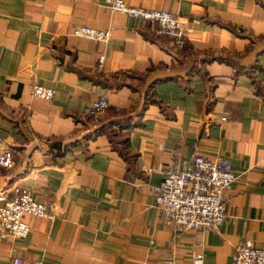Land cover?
Here are the masks:
<instances>
[{"label": "crops", "instance_id": "crops-1", "mask_svg": "<svg viewBox=\"0 0 264 264\" xmlns=\"http://www.w3.org/2000/svg\"><path fill=\"white\" fill-rule=\"evenodd\" d=\"M123 1L174 13L185 47L108 0H0V134L15 151L0 191L55 205L26 216V237L0 239V264H233L238 243L264 248V0ZM100 95L96 123L85 108ZM196 153L230 159L236 179L226 221L183 232L153 187Z\"/></svg>", "mask_w": 264, "mask_h": 264}, {"label": "built area", "instance_id": "built-area-1", "mask_svg": "<svg viewBox=\"0 0 264 264\" xmlns=\"http://www.w3.org/2000/svg\"><path fill=\"white\" fill-rule=\"evenodd\" d=\"M109 7L117 12L145 23H156L160 33L171 39L174 47L186 45L185 30L178 17L167 10L132 6L123 0H108ZM74 34L96 41H107L111 31L86 25L77 26ZM105 54L98 58V68L105 64ZM56 89L35 83L32 95L50 101L56 96ZM109 108L105 95L85 108V114L98 123ZM226 120V118H222ZM15 165V151L4 145L0 134V173L2 169H12ZM236 176L230 159H208L196 153L189 164L181 168L174 166L166 170L165 178L160 185L153 187L157 205L165 211L166 221L179 231H210L228 218V190ZM14 195L9 197L0 191V239L26 237L30 233V225L26 216L53 218L55 205L51 202L38 201L33 192L21 186L13 187ZM200 262L202 255H195ZM11 264L28 263L20 256H14ZM233 264H264V248L251 240H245L236 246Z\"/></svg>", "mask_w": 264, "mask_h": 264}]
</instances>
